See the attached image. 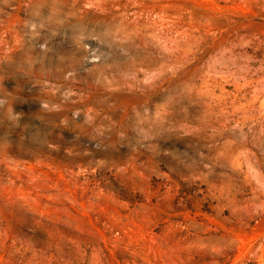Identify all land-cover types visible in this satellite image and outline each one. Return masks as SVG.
I'll list each match as a JSON object with an SVG mask.
<instances>
[{"label": "rangeland", "instance_id": "374dc122", "mask_svg": "<svg viewBox=\"0 0 264 264\" xmlns=\"http://www.w3.org/2000/svg\"><path fill=\"white\" fill-rule=\"evenodd\" d=\"M263 101L264 0H0V264H264Z\"/></svg>", "mask_w": 264, "mask_h": 264}, {"label": "bare ground", "instance_id": "6f19581e", "mask_svg": "<svg viewBox=\"0 0 264 264\" xmlns=\"http://www.w3.org/2000/svg\"><path fill=\"white\" fill-rule=\"evenodd\" d=\"M263 97V96H262ZM261 100H262V98H261ZM264 102V101H263ZM262 105V104H261Z\"/></svg>", "mask_w": 264, "mask_h": 264}]
</instances>
